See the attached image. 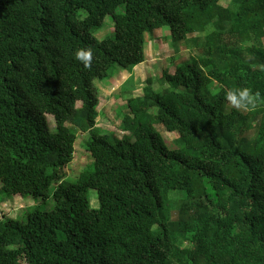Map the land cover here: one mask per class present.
<instances>
[{
	"label": "trees",
	"instance_id": "16d2710c",
	"mask_svg": "<svg viewBox=\"0 0 264 264\" xmlns=\"http://www.w3.org/2000/svg\"><path fill=\"white\" fill-rule=\"evenodd\" d=\"M165 26L175 49L205 34L163 69L167 87L148 78L127 98L122 136L102 129L96 81L124 69L132 91L146 34ZM242 86L264 97V0H0V191L41 199L0 218V264H264V98L234 108ZM67 120L89 134L75 180Z\"/></svg>",
	"mask_w": 264,
	"mask_h": 264
},
{
	"label": "rangeland",
	"instance_id": "374dc122",
	"mask_svg": "<svg viewBox=\"0 0 264 264\" xmlns=\"http://www.w3.org/2000/svg\"><path fill=\"white\" fill-rule=\"evenodd\" d=\"M231 0H221L222 3L227 4ZM82 12V17L85 16ZM211 29V28H210ZM115 32V24L111 16H106L104 25L95 30L94 34L98 38H104L107 35H113ZM208 32V31H207ZM169 27L158 28L153 33L146 34L145 43V60L136 65L133 68V82L131 85L135 86L132 91H124L122 89L123 83L130 76V72L127 70H120L114 77L107 78L105 80L96 81L97 96L99 98V105L97 109L100 111V115L96 118L97 124L102 129L113 131L119 136L124 134L118 128L121 121L118 118V112L123 109L126 100L130 96H137L143 94V86L147 83L148 78L153 79V87L155 89H164L167 87V83L162 77L163 69L168 67L171 71L174 70L176 63L181 62L195 53V42L192 37L196 35H203L205 32L193 34L189 40L183 42L178 49L173 48L171 45V39L168 37ZM218 85H213V91H216ZM84 103V100L78 99L77 106L80 107ZM49 124L52 130L57 129V123L52 115H48ZM67 126L73 128L76 133L75 140L73 142L74 147V159L66 167V177L71 180L79 179L83 176V169L92 162V158L86 151V142L89 139V134L83 132L72 125L70 120L65 122ZM164 135L169 145L173 144V139L176 133L165 131L161 126L158 127ZM254 130L247 133V136L252 137ZM90 199L94 207L99 206L98 195L96 189H90ZM41 202V199L28 196H8L0 191V218L3 217H21L25 214V211L34 205ZM44 208L50 209L54 206L53 198L48 200L42 205Z\"/></svg>",
	"mask_w": 264,
	"mask_h": 264
},
{
	"label": "clouds",
	"instance_id": "9594fccd",
	"mask_svg": "<svg viewBox=\"0 0 264 264\" xmlns=\"http://www.w3.org/2000/svg\"><path fill=\"white\" fill-rule=\"evenodd\" d=\"M75 58L83 63L85 68H90L94 59L91 47H82L75 52ZM227 101L236 109H253L256 107L261 96L259 91H254L251 87H235L226 92Z\"/></svg>",
	"mask_w": 264,
	"mask_h": 264
}]
</instances>
